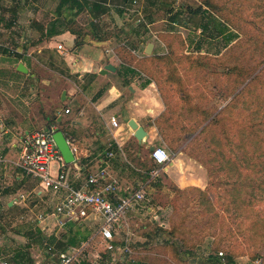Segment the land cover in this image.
Instances as JSON below:
<instances>
[{
  "label": "trees",
  "instance_id": "trees-1",
  "mask_svg": "<svg viewBox=\"0 0 264 264\" xmlns=\"http://www.w3.org/2000/svg\"><path fill=\"white\" fill-rule=\"evenodd\" d=\"M123 1L124 5L131 2V0ZM108 3H111L110 0H57L53 9L55 19L50 21V25L46 27L40 21H36L35 25L42 35L48 34V36L57 34L55 32L60 26L63 30L76 35L75 45L79 46L85 42V38L80 39L82 36L80 31L72 27L70 14L73 11L79 13L86 9L92 18H99L110 9ZM162 4L168 13L173 30L157 31L161 39L174 36L176 42L181 41L184 45L185 41L174 30V25L193 24L194 32L200 30L199 37H194L192 41L196 42L195 49L201 50L204 48L205 41L212 44L218 37L223 36L227 41L225 50L212 51L211 47L208 48L203 54L205 58L203 60L206 62L201 60L202 54L195 58L191 53H179L176 51L177 47H172L171 43H167L166 52L154 51L151 55H144L141 58L131 52L126 42L119 43L115 48L116 52L126 62L134 63L150 73L158 86L165 105L164 111L155 120L162 139L159 143L167 145L170 155H177L179 152L190 149V156L206 165L211 176L210 186L220 188L224 185L226 187L224 192L229 199L221 202L220 206L223 211L232 209L236 213L239 234L229 236L220 232V242L228 239L230 247H252L253 245L259 247L258 244L260 245L261 240L264 239V66L259 69L264 64V2L250 0L248 5L243 2L240 7H235L240 10L248 26L257 25L258 31L240 24L235 25L221 10L225 7L214 0H204L197 7L192 4H181L177 9L173 3L165 1ZM120 12L124 14L126 9H120ZM148 20L152 21L150 18ZM92 27L93 37L100 42L108 40L111 36H120L119 31L126 32L123 27H120L117 34L116 31L110 33L109 27L103 25L101 21L92 20ZM126 28L128 29V26ZM143 29L146 33L148 32L144 24H139L127 33L140 37L141 34H145ZM125 35L123 38L130 37ZM233 46L244 48V50L241 51L243 54L238 56V63L230 65L231 62L226 61L230 55L227 51ZM0 48L3 49L2 51L7 50L5 47ZM248 51L251 55L249 63H245ZM221 57L227 59L220 60ZM214 58L224 64L221 69H207L210 68L207 60ZM203 69L219 71L224 81H230L228 88L223 87L219 90L218 94L223 103L221 106L209 107L207 105L209 98L201 93L196 96L192 93L191 87H187L185 75L204 72ZM168 83L178 87L177 90H172V93L178 97L170 98L173 95L169 96L171 88ZM202 87L204 86L201 85ZM52 127L57 130L63 129L54 119L49 121V128ZM186 135L189 136L186 137ZM184 139L188 140V143L182 149L176 142ZM143 148L144 145L139 144L135 148V153L140 156ZM124 150L130 158V152L127 148ZM109 151H113L114 156L115 153L120 152L119 148L113 144ZM198 152H201V155L197 154ZM140 162L144 169L141 176L148 180L146 191L148 189L151 191L153 188H163L167 191L173 188L175 193H183L187 188L201 191L196 186L169 187L162 182L161 173L155 177L151 176V172L160 166L152 157H145ZM201 192L207 195L209 209L214 208L216 198L211 195L212 193L204 189ZM147 194H149L148 191ZM151 201L150 198L149 202ZM78 224L79 221L69 222L66 233L60 238L57 235L41 237L38 242L44 247L46 242L52 243L60 250L79 247L88 239V236L83 234ZM159 230L164 231V228L159 227ZM167 232L175 233L172 230ZM65 236L67 240H63ZM219 240L213 241L215 243L212 246L213 251L216 252L213 258L222 263L223 257L218 254L217 249ZM116 242L121 243L122 240L116 238ZM26 255V251L19 249L8 254L6 258L8 257L12 264H24ZM234 255L235 252L230 251L228 262H233ZM83 263L85 261L74 264ZM133 264L152 263L136 260Z\"/></svg>",
  "mask_w": 264,
  "mask_h": 264
},
{
  "label": "crops",
  "instance_id": "crops-1",
  "mask_svg": "<svg viewBox=\"0 0 264 264\" xmlns=\"http://www.w3.org/2000/svg\"><path fill=\"white\" fill-rule=\"evenodd\" d=\"M2 1L0 39L5 42L3 44L8 46L7 43H21L26 39L32 46L31 52L27 53L28 58L17 59L5 54L6 51L0 53V167L8 170L17 167L21 137L27 132L49 128V121L54 119L63 127L61 130L75 155V160L68 163L60 153L63 162L70 167L73 186L79 187L87 174L102 167H106L120 181L123 190L140 182L144 172L140 161L152 157L151 147H159L157 144L161 136L155 120L164 111L165 105L150 73L134 63L126 62L117 52L115 55L107 54L106 49L126 42L131 52L141 58L151 55L146 53L150 43H153V50L156 51L158 42H145L147 36L141 34L140 37L133 35L137 40L132 44L128 38L111 36L102 42L89 37L82 45L76 46V35L70 31L59 26L55 32L57 34L42 35L35 23L25 29L20 25L18 29L13 26L20 33L14 36L10 28L8 31L4 28V24H15L16 21L10 18L4 22L2 15L4 11L14 12L15 7H8ZM42 23L46 27L50 25V22ZM59 44H62V49L58 48ZM136 48H143L145 53ZM109 64L114 69H108ZM2 72L7 75L5 84L1 82ZM21 78L24 82H21ZM1 92H8V96ZM66 109H70V112L66 113ZM112 117L118 121L117 126L112 125ZM132 120L146 131L142 140L135 136ZM110 143L121 152L115 153L114 158L108 156ZM139 144L144 145L141 158L135 153ZM125 148L130 152V158ZM179 160L178 156L168 165L165 170L167 176L180 188L198 186L180 174ZM61 162H53L54 171ZM17 168L21 174L7 175L3 192L13 195L16 187L18 191L24 190L28 194L34 192L41 204L46 202V195L50 193L53 210L64 192L46 189L37 179L26 175L19 166ZM8 170L4 173L7 174ZM0 174V178H3L2 171ZM141 183L147 184L148 180ZM9 204L15 203L11 200ZM96 216L90 213L87 218L81 219L78 224L81 230L90 228L88 223ZM99 221L102 222L100 216Z\"/></svg>",
  "mask_w": 264,
  "mask_h": 264
},
{
  "label": "rangeland",
  "instance_id": "rangeland-1",
  "mask_svg": "<svg viewBox=\"0 0 264 264\" xmlns=\"http://www.w3.org/2000/svg\"><path fill=\"white\" fill-rule=\"evenodd\" d=\"M165 1L171 4L173 3L175 9H177L181 4H192L197 7L201 5L204 0H139L140 6L145 10L144 12L147 19L150 18L153 21L152 29L156 33L164 29L173 30L169 22L168 13L162 6V3ZM214 1L225 7L224 9L221 8V10L235 25L240 24L247 26L249 29L253 28L254 30L255 28L256 31H258L257 25L251 24L248 26V22L246 23L244 21L243 15L240 14V10L235 9V7H240L243 2L248 5L250 0ZM261 1L264 2V0ZM110 2L112 6L101 16V23L109 27L110 33L116 31L117 34L120 27H123L126 32L120 33L119 31V34H121L120 36L124 37L126 36L125 34L130 35L127 32L136 28L134 21L135 15L129 11L121 14L120 9L123 8L120 6L124 5L123 0H110ZM1 3L8 5V7H15L14 12L4 11L2 15L4 22H7V19L10 18H14L16 21L15 24H4V28L7 29V31L8 28H10L14 36L19 32H17L18 30L14 29L13 26L18 29V25H20V28L25 29L36 21L50 22L55 19L53 9L57 0H4ZM12 22L13 20L11 23ZM70 23L72 27L80 31L82 35L80 39L85 38L86 41L89 37L94 38L92 33V17L90 16V12L86 11V9L79 13L73 11L70 14ZM126 26H128V29ZM174 30L184 39V45L181 41L179 43L176 42L174 36L167 37L161 39L165 46L156 41V52H166L167 43H171L172 47H177V52L191 53L195 58L202 54L200 57L201 60H203L205 59L203 56L205 50L211 47L212 51H224L225 44H227L226 39L220 36L213 41L212 44L205 41L204 48L197 50L195 49L196 42L192 41L194 37H199L200 30L194 32L193 24L186 26L176 24L174 25ZM144 33L147 36L145 42L148 40H150V42H155L149 32L146 33L144 30ZM136 40V37L132 35L128 37V42L131 44ZM22 42L23 41H21V43L17 41L7 43L8 46H6V44H3L5 42L0 39V47H5L7 49L4 50V52H7H5V54H9L17 59L28 58L27 53L31 52L30 47L32 44H28L26 39L23 43ZM136 49L141 53L143 52V48ZM2 50L3 49L0 48V53H4ZM242 50H244V48L233 46L232 49L227 51L230 54L228 57L230 60L228 61L227 58L222 57L220 60L227 59V63L231 62L230 65L238 63V56L243 54L241 52ZM153 51L154 50H152V53ZM35 53L37 52H34V54ZM144 53L145 52H143V54ZM246 54L248 57L244 62L249 63L250 51ZM207 61H209L208 64L210 67L207 69H221L224 65L215 58L211 60L208 59ZM250 63L254 64V62ZM263 66L264 64L261 65L259 69ZM19 69L22 70V68H18V70ZM203 71L204 72L199 73L194 72L189 76L185 75L188 84L187 87H191L193 90L192 93L196 96L201 93L209 98L207 103L209 107L221 106L223 103L218 94L219 90L223 87L228 88L230 81L225 80V82L219 71L212 72L204 69ZM6 76L7 75L2 72L1 82L4 84L7 83L5 79ZM190 81H194V83H190ZM21 82H24L23 78H21ZM201 85L204 87L201 88ZM169 86L171 88L169 96L173 95L170 98L178 97L176 94L172 93V90H177L178 87L175 84H169ZM1 94L8 96V92H1ZM196 99H198V97ZM187 136L189 135H186V137ZM187 143L188 140L185 139L176 142L177 145H181L182 149L186 147ZM157 145L166 149L168 148L166 144L158 143ZM201 147H204V145H201ZM190 153L191 150L187 149L184 152H179L177 156L170 155L171 160L169 164L179 156L180 160L178 164L180 174L184 176V178L187 177L192 183H197L198 186L196 187L201 191H203V189L204 191L209 190L210 193H212L211 195L216 198L214 208H211V210L209 209L210 206L207 203L206 193L197 189L187 188L183 193H175L173 188L168 191L163 188H153L149 191L147 188L149 193L148 197L149 199L151 198L152 201L141 202L134 211L128 213V222L133 232L129 242L131 251L124 252L123 249H119L115 252H107L101 242L90 239L97 231L100 224L99 216L97 215L95 220L88 223V227L90 228L82 230L83 234L88 236V239L84 241L83 244L85 246L80 252L79 260L77 261H85L83 264H133L136 260H143L152 264H253L259 261V264H264V239L261 240L260 245L258 244L259 247H254V245L252 247H230L228 239L220 242V232L228 234L229 236L230 234H239L236 213L232 209L229 211L222 210L220 203L229 199V196L225 195L224 192V189L226 191V187H224V185L220 188L211 187V176L206 165L195 160L190 156ZM197 154L201 155V152ZM17 167L14 166L9 170L0 167V171H2L3 174V178H0V256L6 257L8 254L20 249L26 251L27 254L24 258V264H55V258L48 252L47 247L40 245L38 241L41 237L48 238L56 233L59 236H63L67 228L59 230L52 219L43 223H39L36 220L40 213L52 211L53 204L52 201H49V198L52 200L50 193L46 195V202L41 204L34 192L28 194L27 191L24 190L18 191V187L13 189V195H6V193L3 192L2 186L5 184L4 180L8 181L7 175L16 176L18 173L21 174V171ZM5 170H8L7 174L4 173ZM166 173L165 171L161 172L162 182L169 187L177 186ZM146 180V177L141 178L140 182L134 184L131 188L138 187L139 183L141 184L142 181L145 182ZM147 186L148 183L146 184V187ZM21 193H25L26 198H22ZM10 199L13 200L15 204L10 205ZM159 227H163L164 231H160ZM225 229H227V231ZM169 230L175 231V233H168L167 231ZM120 237L121 236H119V238ZM63 240H67V236H65ZM218 240L219 247H217V249L218 254L223 257L222 263L213 258L216 255V252L213 251L214 247H212L215 245L213 241L218 242ZM230 251L235 252L233 262L231 263L228 262ZM9 261L10 264H12L11 260Z\"/></svg>",
  "mask_w": 264,
  "mask_h": 264
},
{
  "label": "built area",
  "instance_id": "built-area-1",
  "mask_svg": "<svg viewBox=\"0 0 264 264\" xmlns=\"http://www.w3.org/2000/svg\"><path fill=\"white\" fill-rule=\"evenodd\" d=\"M108 5L112 6L111 3ZM120 7L134 14L135 25L144 24L153 39L165 46L159 35L152 29L153 21L150 22L147 19L139 0H131L129 4ZM92 20L100 22L102 19L99 17ZM58 48L62 49V44H59ZM106 53L115 55V48H107ZM65 111L69 113L70 109ZM111 123L114 126L118 125L115 117H112ZM55 131L56 128L52 127L27 132L21 137V155L17 165L26 175L37 179L46 189L56 193L64 192L54 209L49 213H40L36 220L43 223L52 219L60 230L65 229L69 222L80 221L87 218L90 213H95L102 218V222L90 239L101 242L107 251L115 252L123 249L124 252H130L129 242L133 232L127 217L128 213L134 211L141 202L150 201L146 184L141 183L136 188L123 190L120 181L112 176L106 167H102L98 171L87 174L79 187L73 186L70 181V167L63 162L53 138ZM108 156L113 157L114 152L109 151ZM151 156L160 165L151 172V176L155 177L167 169L171 156L167 149L161 146L154 148ZM57 160L62 162L54 171L53 162ZM21 197L26 198V194L22 193ZM55 235L61 237L57 233ZM119 236H121V243L116 242ZM84 246L82 244L79 247L60 250L56 245L46 242L48 252L55 258V264L78 262ZM0 263L10 264L8 258L3 256H0ZM253 264H259V261Z\"/></svg>",
  "mask_w": 264,
  "mask_h": 264
},
{
  "label": "water",
  "instance_id": "water-1",
  "mask_svg": "<svg viewBox=\"0 0 264 264\" xmlns=\"http://www.w3.org/2000/svg\"><path fill=\"white\" fill-rule=\"evenodd\" d=\"M153 43H150L146 49L147 54H151L153 50ZM108 69H114L112 65H107ZM131 125L133 128L136 129L135 131V136L139 139L142 140L146 136V131L144 130L143 127L137 125V123L132 120ZM53 138L55 140V143L62 154L64 160L68 163L72 162L75 160V155L73 152V149L71 148V145L65 135V133L62 130H57L53 134ZM151 150H154V147H151Z\"/></svg>",
  "mask_w": 264,
  "mask_h": 264
}]
</instances>
